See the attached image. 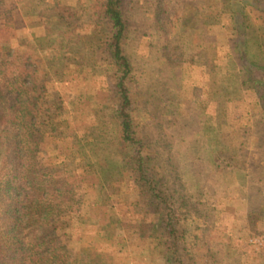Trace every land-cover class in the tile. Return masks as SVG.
<instances>
[{"label":"trees","instance_id":"1","mask_svg":"<svg viewBox=\"0 0 264 264\" xmlns=\"http://www.w3.org/2000/svg\"><path fill=\"white\" fill-rule=\"evenodd\" d=\"M130 1L44 0L26 17L32 31L19 35L12 24L19 19L15 1L0 0V264H76L87 256L83 233L89 230L111 248L123 250L127 245L120 216L130 210L148 217L154 213L164 221L141 243L144 259L151 264H197L191 251L182 252L179 246L184 233L196 232V223L208 224L213 211L221 209L217 190L225 183L215 166L220 158L216 147L223 142L243 144L253 136L249 143L264 172V165L259 166L264 157L258 155L264 148V62L258 59L264 44L257 47L248 30L252 4L230 0L223 10L207 7L204 0H154L139 10L142 24L137 28L126 18ZM49 23L58 27L56 33L47 31ZM218 24L233 40L237 59L227 45L212 71L224 69L223 77L206 78L201 86L208 121L183 123L179 143L191 144L186 146L193 154L191 171L172 177L163 173L168 152L162 147V159L155 156L156 146L145 137L130 94L128 83L137 81L139 74L135 57L156 62V78L179 86L187 74V56L169 50L175 42L169 38L177 36L181 52L183 46L195 48L203 33L214 36L212 28ZM152 52L158 53L157 59L149 56ZM103 75L112 86L113 101L109 97L95 106L84 90ZM53 80L74 83L75 91L62 95L52 88ZM209 82L224 89L217 87L211 97ZM34 97L42 99L47 113L68 99L79 127L85 122L90 128L113 124L128 155L94 149L93 159L87 161L81 146L89 141L88 132L81 135L69 122L43 133L35 124ZM231 101L247 114L238 119L230 115ZM217 112L222 114L219 119ZM236 121L242 128L252 125L253 134L246 128L233 130L230 124L237 127ZM220 129L226 132L224 139ZM200 144L214 147L206 152ZM202 161L206 172L194 169ZM99 183L113 204L96 196L93 186ZM124 194L134 200L128 202Z\"/></svg>","mask_w":264,"mask_h":264},{"label":"rangeland","instance_id":"2","mask_svg":"<svg viewBox=\"0 0 264 264\" xmlns=\"http://www.w3.org/2000/svg\"><path fill=\"white\" fill-rule=\"evenodd\" d=\"M12 1L16 3L19 17L18 20L12 21V24L16 27L18 34L24 35L31 32L26 17L35 13L44 0ZM153 1H130L126 18L133 26L137 28L141 26L142 15L139 10L143 8L144 3H152ZM247 1L252 4L250 7L252 20L250 19L248 30L256 41V46L259 47L264 44V0ZM204 2L207 7L213 9L227 10L230 6V0H204ZM135 6L136 8H134ZM257 6L262 9L257 10ZM46 29L48 32L56 33L58 27L49 23L46 24ZM212 30L214 36L203 33L195 48L183 46V52L176 49L180 45L177 42L179 39L174 40L177 36L174 37L173 41L169 38V42L175 41L174 46L172 44L168 46L169 50L187 56L185 62V73L187 74L185 75L189 77L183 75V82H180L179 86L176 83V86L174 85V80H171L168 85L167 82L162 81V77L156 78L157 69L160 67L156 62L144 63L139 56L136 55L135 57V63L137 66L139 65V74L137 81L128 83L130 94L136 105L137 116L142 119V131L151 147L155 148L154 146H156L154 150L157 154L155 156L162 159V154L158 152L159 150L162 151V147L164 151L168 152V157H163L166 159L164 160L163 173L172 177L179 176V173L184 174L185 171H191L193 154L188 153L186 147H190L191 144L179 143L183 123L186 120L193 122L196 119L201 122L208 121L207 109H204L201 103L203 94L201 86H205L203 83L206 82V78H209V81L223 77L224 69L215 74L212 71L220 61L219 58L224 55L227 45H229L228 48L233 57L237 59L235 44L233 40L225 36L224 27L218 24L214 25ZM151 54H155L151 57L156 56L152 59H157L158 53L152 52L149 56ZM258 59L260 62H264V48L260 51ZM221 63L224 65L223 62ZM175 66L179 69L181 67L180 65ZM74 86V83L71 82L52 81V88L59 90L62 95L64 93L72 94V91H75ZM208 86L211 97H213L217 87L224 89V86L220 84L216 87L210 83ZM111 87L108 78L103 75L95 85L87 87L84 94L86 99L96 106L100 100H108L109 97H112L113 101L114 95L112 96ZM218 91L217 89L216 93ZM33 102L35 106L32 107L37 117L35 124L43 133L48 132L54 126H63L69 122L77 127V131L81 135L82 132H88L90 139L81 146V154L87 161L93 159L94 149H106L118 156L128 155L129 148L125 145L121 132L113 124H96L97 126L90 128L86 125L88 122H85L79 127L75 122L71 110L72 104L68 99L62 102L60 106L52 107L48 113L42 110V99L34 97ZM227 110L230 115L237 119L248 112L240 105L237 107L232 101L228 103ZM221 116V112H217L216 118L219 119ZM91 122L95 121L92 120ZM236 122L238 123L237 127L230 124L233 130L242 131L246 128H242L243 123H240L241 121ZM249 126L251 128H246V131L251 130V134H253L252 129L254 128L252 125ZM228 128L229 125L225 130L227 131ZM220 130V138L224 139L226 132L224 129ZM249 138L248 142L243 144L227 145L226 142H223L222 145L216 147L220 158L215 161V166L219 169L220 182L225 183V186L220 185L221 187L217 190V194L218 192L221 193L218 198L221 209L216 213L213 211L212 216L208 221L206 220L208 224L196 223L195 227L199 225L196 232L188 230L184 233L179 246V250L182 252L191 251L197 264H210L212 260L214 264H264V243H254L251 240L264 235V172L260 171L256 165L255 146L249 143V141L254 140V137ZM165 143H169V145H163ZM198 145L197 147H199ZM200 147L207 152L214 146L204 147L200 144ZM263 152L264 148L258 155L264 157ZM203 158L207 159L208 154H205ZM204 164L207 163L205 161L199 162V165L196 164L194 169L201 167L206 172L203 167ZM263 165L264 163H259L260 169ZM93 189L96 196L105 204H113L106 187L102 183L94 185ZM124 197H127L128 202L134 200L126 194ZM122 206L126 207L124 204ZM116 207L118 211L120 207L118 205ZM117 214L119 215V212ZM199 218L200 221L203 220L200 216ZM161 223L164 224V221L156 219L154 213L148 217L143 212L137 214L130 210L125 217L120 216V229L127 245L123 250L111 248L93 230L85 231L83 236L87 241V256L76 264H151L147 259H144L145 256L140 245L144 240L155 235V227Z\"/></svg>","mask_w":264,"mask_h":264},{"label":"built area","instance_id":"3","mask_svg":"<svg viewBox=\"0 0 264 264\" xmlns=\"http://www.w3.org/2000/svg\"><path fill=\"white\" fill-rule=\"evenodd\" d=\"M254 243H264V235L261 237L251 239Z\"/></svg>","mask_w":264,"mask_h":264}]
</instances>
